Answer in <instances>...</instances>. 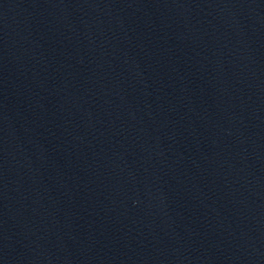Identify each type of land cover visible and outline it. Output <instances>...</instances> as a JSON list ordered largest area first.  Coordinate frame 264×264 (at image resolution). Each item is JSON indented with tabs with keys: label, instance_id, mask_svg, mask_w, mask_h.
I'll use <instances>...</instances> for the list:
<instances>
[{
	"label": "water",
	"instance_id": "obj_1",
	"mask_svg": "<svg viewBox=\"0 0 264 264\" xmlns=\"http://www.w3.org/2000/svg\"><path fill=\"white\" fill-rule=\"evenodd\" d=\"M0 264H264V0H0Z\"/></svg>",
	"mask_w": 264,
	"mask_h": 264
}]
</instances>
